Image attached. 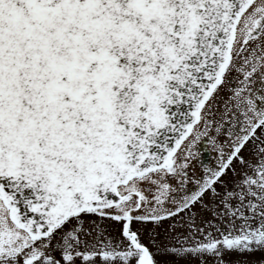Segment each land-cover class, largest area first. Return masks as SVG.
<instances>
[{
    "label": "snow or ice",
    "instance_id": "6c2138e0",
    "mask_svg": "<svg viewBox=\"0 0 264 264\" xmlns=\"http://www.w3.org/2000/svg\"><path fill=\"white\" fill-rule=\"evenodd\" d=\"M257 251L264 0H0V264Z\"/></svg>",
    "mask_w": 264,
    "mask_h": 264
},
{
    "label": "rangeland",
    "instance_id": "374dc122",
    "mask_svg": "<svg viewBox=\"0 0 264 264\" xmlns=\"http://www.w3.org/2000/svg\"><path fill=\"white\" fill-rule=\"evenodd\" d=\"M218 139H223V137H219ZM251 148V145L249 146V149ZM194 149V146L192 148V151ZM210 149L213 153V155L218 158L219 153L216 151L215 145L210 143ZM245 156L249 155V151L246 150L244 153ZM193 163V162H192ZM193 166L198 170L202 171L201 167H199L196 163H193ZM231 175V174H230ZM199 207V206H197ZM205 215H208V212L204 213ZM160 259L169 261V262H176V264H202V261L199 257H187L184 260H177L176 257L167 256V257H161ZM241 259V257L237 256L235 253L231 254H225L223 257V260L225 261V264H238V261ZM247 259L257 262V264H264V253H261L257 251L252 256L247 257ZM203 264H216V259L209 256L204 258Z\"/></svg>",
    "mask_w": 264,
    "mask_h": 264
},
{
    "label": "flooded vegetation",
    "instance_id": "af4514ba",
    "mask_svg": "<svg viewBox=\"0 0 264 264\" xmlns=\"http://www.w3.org/2000/svg\"><path fill=\"white\" fill-rule=\"evenodd\" d=\"M193 152L196 153L193 157V163H196L201 167L202 171L204 167H211L217 163V158L213 155L210 149V142L207 138L202 137L201 141H198L194 146Z\"/></svg>",
    "mask_w": 264,
    "mask_h": 264
}]
</instances>
